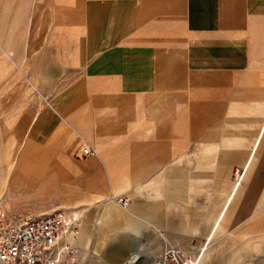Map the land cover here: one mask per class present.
Here are the masks:
<instances>
[{
    "label": "crops",
    "instance_id": "0c3cea01",
    "mask_svg": "<svg viewBox=\"0 0 264 264\" xmlns=\"http://www.w3.org/2000/svg\"><path fill=\"white\" fill-rule=\"evenodd\" d=\"M0 63L44 96L32 124L86 203L81 239L139 237L129 263L264 235V0H0Z\"/></svg>",
    "mask_w": 264,
    "mask_h": 264
},
{
    "label": "rangeland",
    "instance_id": "374dc122",
    "mask_svg": "<svg viewBox=\"0 0 264 264\" xmlns=\"http://www.w3.org/2000/svg\"><path fill=\"white\" fill-rule=\"evenodd\" d=\"M25 70L24 66L21 70L15 64L0 63V208L33 213L57 208L84 210L86 203H81V196L65 191L55 170L49 167L52 161L48 159L49 148L44 144L42 130L32 124L33 111L41 107L32 104L44 102V96L25 78ZM15 72L23 78H15ZM81 222L85 224L82 215ZM217 230L210 236V248L209 238L202 252L208 251L204 254L207 264H264V235L239 230V237L247 240L238 241L237 235L230 234L235 231ZM130 239L123 234L90 230L76 240L64 264H129L126 261L130 259L131 243L136 247L142 242L139 237L134 242ZM153 259L143 247L130 264H153Z\"/></svg>",
    "mask_w": 264,
    "mask_h": 264
},
{
    "label": "built area",
    "instance_id": "2783aa9c",
    "mask_svg": "<svg viewBox=\"0 0 264 264\" xmlns=\"http://www.w3.org/2000/svg\"><path fill=\"white\" fill-rule=\"evenodd\" d=\"M80 149L83 154L97 152L88 142ZM113 198L124 207L130 205L125 193ZM81 211L57 208L33 213L0 208V260L3 264H64L81 234ZM208 239L191 248L170 244L154 256L153 264H207L202 252Z\"/></svg>",
    "mask_w": 264,
    "mask_h": 264
},
{
    "label": "bare ground",
    "instance_id": "6f19581e",
    "mask_svg": "<svg viewBox=\"0 0 264 264\" xmlns=\"http://www.w3.org/2000/svg\"><path fill=\"white\" fill-rule=\"evenodd\" d=\"M239 172H240V169H238L237 171H236V176H235V178L237 179L238 178V174H239ZM41 213H43V212H41ZM139 254H140V252H139ZM138 254V255H139ZM1 261V260H0ZM2 262V261H1Z\"/></svg>",
    "mask_w": 264,
    "mask_h": 264
},
{
    "label": "water",
    "instance_id": "95a60500",
    "mask_svg": "<svg viewBox=\"0 0 264 264\" xmlns=\"http://www.w3.org/2000/svg\"><path fill=\"white\" fill-rule=\"evenodd\" d=\"M139 255H140V254H139ZM139 255H138L136 258H138V257H139ZM136 258H135V259H136ZM130 263H132V261H131V262H129V264H130Z\"/></svg>",
    "mask_w": 264,
    "mask_h": 264
}]
</instances>
